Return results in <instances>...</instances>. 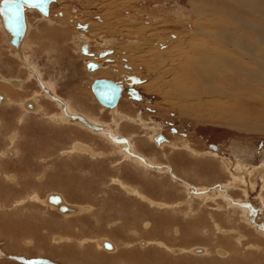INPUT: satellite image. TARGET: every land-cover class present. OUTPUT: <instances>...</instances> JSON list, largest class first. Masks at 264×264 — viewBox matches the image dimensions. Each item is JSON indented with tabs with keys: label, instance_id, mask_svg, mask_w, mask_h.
Wrapping results in <instances>:
<instances>
[{
	"label": "rangeland",
	"instance_id": "374dc122",
	"mask_svg": "<svg viewBox=\"0 0 264 264\" xmlns=\"http://www.w3.org/2000/svg\"><path fill=\"white\" fill-rule=\"evenodd\" d=\"M105 1L107 4L110 1L116 2L118 16H120L121 20H126L125 18L134 20L135 18L137 28L143 35V39H145L143 41V39L131 37L125 33L116 34L111 29H105L103 33L95 32L103 36L104 40L108 38L115 39L117 46L129 52L128 55H135L139 51L136 47L142 44V41L146 43L154 41V45L159 47L161 52L166 51L168 45L178 36H193L194 31L198 30L199 32L200 29V26L197 28L194 25L195 23H193V19L188 17L189 13H192L190 0H59L57 4L51 6L48 17L51 18L53 16L51 21H48V18L43 17L39 12L30 10L27 14L29 32L27 29L25 36L27 39L25 40L24 38L19 49H13L11 46L6 45V43V47H3L4 45L0 41V54L2 55L0 57V71H2L3 76L7 78H12L13 76L21 80L27 76L26 81H29L28 73H25L20 64L23 65V68H26L27 65L32 67L35 63H38L44 71H41V68L39 69L43 73H40L41 78L46 82L55 84L59 95L62 97L78 100V95L83 94L82 96H84L86 93L92 95V82H89V80L94 71H88L89 75L85 74L83 57L81 58L75 52V43L77 44L79 40L77 38L78 35H76L78 25H75V23L80 22V20L82 23L85 21L89 24L105 23L106 20L103 19L106 10ZM60 3L61 6L58 5ZM260 9L264 10V0L263 2L259 1V4L255 6V15H257ZM66 14L68 15L67 17L65 16ZM77 16H79V19H77ZM175 20L177 23L178 21H181V23H175V25ZM61 21H64L63 24H61ZM115 21L116 19H113L110 24H115L123 28V30L131 29L129 28L130 24H132L131 22L123 21V23H115ZM166 21L171 22L166 23ZM58 22H60L59 25H64V28L53 27L54 23ZM3 30L5 29L0 17V37L5 41ZM53 30L55 39L57 35L62 36L69 31V34H65L68 36L63 40L61 38L54 40V45H56L55 53H51L48 56L44 55L43 52L37 53L34 48H31L32 44L35 48L38 47L36 42L39 37L45 36L46 39H49ZM57 30L63 34L57 33ZM88 37L92 38L91 36ZM43 41L41 39L43 46L48 48L52 46L50 43ZM63 41H67L69 45L66 46L67 43L65 45ZM134 42L137 43L135 44ZM213 42L222 45L219 40ZM213 42H208V47H212ZM82 45L85 44H80V50ZM93 45L95 46L94 50L101 48L96 42ZM86 46L89 51L87 44ZM107 50L105 49L100 53ZM30 51H33V54ZM30 56L33 57L30 58ZM83 56L89 62L100 63L99 61H101L99 55L98 60L93 59L95 57L94 54L93 56L83 54ZM142 60L143 57L140 55L137 57L133 56L132 61L139 64L136 67L133 66L134 64L128 63L127 59H123L122 71L129 82L126 83L127 81L124 79L126 91L128 92L129 88L138 90L141 96L144 97V100L140 102H136L135 100V102L138 104L145 103V105L131 109L130 104L127 102L123 103V106L125 105L124 108L131 115L138 109H140V112L148 115L145 117V120L149 121V131L146 132L145 129L139 130L142 120L133 118V124L123 123L117 126L111 123L112 120L107 114L104 116L105 123L108 124L107 129L110 128L111 133L119 137L126 136L131 139L128 151L122 145H117L115 144L116 142L112 143L110 141L109 136L111 133H107V135L94 134L80 125H70L71 123H82L85 125L81 120L85 119L79 115H71L66 109H61L58 106L43 111L52 114L51 127L63 128L66 131H70V134L76 129H82L93 144L91 148L83 146L89 149V151L83 153V156H90L93 153L99 159L98 161L93 162L92 159H87L81 160L78 164H72L73 161H69L70 164H67L69 162H65V158H75L67 154H53L60 150H63L62 152L65 153L64 149L69 147L71 143L68 139L62 141L64 135L61 137L56 136L57 138L53 137L54 141L43 142L42 130L40 129L38 133L36 131V133L31 134L28 131V124L25 127L22 123H19V118L28 117L32 124L41 126V124H44L40 120L41 117L28 116V111L29 115H31V113L35 112L33 110L28 109L26 112L21 107V110L14 116L5 117V124L1 121L0 151L3 149L5 151H16L18 149L20 154L22 152L26 155L21 157V159L19 156L21 164L18 169H16L15 165H18L19 162L11 163L12 165L9 167L11 175L15 172L14 174L22 176L13 180L5 178V175L2 176V172H0V248H6V253L9 255H25L29 259L40 257L47 259L46 257H51L57 259L61 264H232L231 260L239 259L244 254L245 260H240L241 263L245 264L249 260L248 264L251 263V260H255L254 262L257 263L259 260L257 264H264V250L261 249L256 252V245L254 247L252 244L253 241L257 240L264 243V238L258 235L260 234L259 232H264V221L259 223L260 219L257 216H255L254 221H250L247 218V211L244 206L243 211H241V209H238V205L234 204V206H230L226 200V197H230L240 202L258 203L260 199L264 202V134L245 132L226 126H217L210 123L208 119L205 120V117L204 121L197 119L203 116L205 107L199 106V108L183 111L177 101L179 94L176 96L173 92L172 96H169L168 94L149 91L145 87V84L154 75V69L150 70L147 63L142 62ZM105 65H114V62L108 59ZM245 68H251V65L246 63ZM26 70L28 71V69ZM131 71L132 75H129ZM174 71L178 72L179 69ZM213 71L215 72V70ZM183 73L189 75L185 72ZM215 74L216 78H218L217 75L224 78L225 83L221 82L224 84H221L224 87L226 85L228 88L238 89L236 85L238 81L233 80L232 76L227 72L220 70L216 71ZM94 77L95 80H100L99 76L96 75ZM129 78L134 79L130 80ZM172 79L175 80L174 86L176 87L178 83L177 78L171 77L169 81ZM204 79L211 81L208 72ZM252 81H256V83L249 82L247 84H251L250 87L260 89L259 81ZM36 82V78L31 79L30 87L25 95H20L16 98L22 105L25 102H29L32 98L39 101L38 92L34 93L39 88ZM187 83L189 84L188 80ZM187 83L183 81V87L188 88L189 85ZM174 86L170 85L167 91L170 89L174 90ZM202 86L207 85L205 83ZM6 87L5 85H0V88L4 90ZM11 87L19 89L21 85L15 84V86L11 85ZM201 91L198 94H201ZM253 91H242L245 96L236 94L235 98L237 102H245L248 103L247 106H252V103L258 101L257 98H261V95H258L257 98L255 96L259 94L256 93V91L258 92L257 89H253ZM127 92L125 94L129 97L130 95H127ZM205 94L203 93L198 97L193 96V98H201ZM21 96L27 98L23 100L24 97L22 98ZM132 99L131 97L130 100L134 101ZM91 101L94 102V100ZM88 104L90 105V103ZM100 106L101 108H105L102 105ZM256 107H258V104H256ZM81 108L92 112L84 107ZM63 110L64 114L62 115ZM33 116H39V113H34ZM115 121L116 118L114 119ZM44 125L48 129V126ZM85 126L88 127L87 125ZM95 127L96 129L88 128L93 131H105L103 127ZM155 129L160 130L161 135L163 133L166 134L167 138L170 139L169 144L160 146L162 142L157 143V136L154 135ZM175 130H178L185 137L179 133L174 135ZM33 137L35 139H32ZM82 138L84 139V136ZM112 139L116 140L115 138ZM208 145L209 147L218 146L220 154H211V152H215L210 151ZM117 146L122 147V153L124 154V158H127V161L122 159ZM42 148H44L47 154H53V157L40 155L44 153L42 152ZM176 149H187L188 151ZM80 150L83 151L82 145H76L74 152L78 153ZM110 151L113 153L108 154ZM31 152H33V155H29ZM137 152L144 153L150 157L154 161L151 163L172 165L175 175L181 180L175 183L167 174L158 175L156 169L151 167L148 168L150 170H145L148 174L144 172L143 174L145 175H143L141 172H138V167L133 168L131 166L134 156L139 155ZM253 156L255 157L253 158ZM26 158L27 160H25ZM101 158H106V160H101ZM232 158H235L236 162H233ZM44 160H47L48 164ZM50 160H53L54 164ZM106 161H111V164L115 163L116 165H113L114 167L110 166ZM6 162L7 159L0 157V171H4L3 168L5 169V167L3 166ZM246 162L250 166L255 165L254 168L256 171H259L254 172L252 168L247 170L249 172L247 175L239 174L240 172H245L243 164ZM24 163L30 164V166L27 165L28 170L22 167ZM93 164L96 165L94 167L90 166ZM47 165L53 166L46 171L45 167ZM120 168H124L122 174L117 173L116 169ZM23 169L25 171H22ZM117 175H122L123 178L121 177L120 179ZM40 177L42 181L39 180ZM173 178L176 177L174 176ZM122 179H125L127 183H124ZM168 179L173 183H170ZM244 179L247 181L252 180L250 181V185L253 189L242 188ZM182 180L187 181L189 189L185 185L186 183H181ZM221 183H223V186L220 190L214 189V192L202 196V199L189 197L193 195L192 192L197 193V191H193L190 184L193 186H203L202 188H204ZM67 185L70 186L69 189H65ZM125 187H130L137 194H128L125 191ZM64 190H70L68 193L71 195L68 198L73 202L66 205L77 208V213L63 214L47 205L46 200L50 195H60L56 191L64 192ZM32 191H39L42 199L31 197ZM227 191L229 194L226 193ZM250 205L252 204L249 203L246 206L250 207ZM5 213H9V217L14 220H35L32 223L34 226L30 230L33 233L36 229V233H33L35 235H30L29 231H21L18 233V236L7 237L5 235L6 232L2 231ZM261 213H264V209ZM208 223L209 225H206ZM227 232L230 233L227 234ZM240 234L247 237V239L242 238ZM249 237L252 240H248ZM32 240H36L33 246L35 248L31 249L32 252L24 250L28 248H25L26 245L31 246ZM141 240L145 242V245L140 247ZM104 241L116 243L119 246L114 258L106 256L109 253L103 249ZM146 241L149 242V245L146 244ZM159 242H163L167 246L165 248L158 246ZM231 244H234L241 253L230 251ZM193 246H201L209 248L211 252L214 251L205 256L209 257V259H205L201 255L193 254L191 252L192 248L187 250V248ZM167 247L187 248L181 254L179 252L177 253L179 255H176ZM217 250L225 253L223 255L215 254L214 252H217ZM229 251L230 253L228 254ZM231 254L233 255L230 256ZM0 264L22 263L10 259L7 261L5 257L0 260Z\"/></svg>",
	"mask_w": 264,
	"mask_h": 264
},
{
	"label": "bare ground",
	"instance_id": "6f19581e",
	"mask_svg": "<svg viewBox=\"0 0 264 264\" xmlns=\"http://www.w3.org/2000/svg\"><path fill=\"white\" fill-rule=\"evenodd\" d=\"M58 1L59 0H54L51 2L50 6H49V14L48 15H43L42 13H40L39 11H37L36 9H33V8L25 9V19H26L25 35L17 47H14L11 44V42H10L11 35L6 30V28L4 26L3 18L0 15L4 29L6 30V31L3 30L5 41H3L2 37H0L1 43L3 45L5 43H6V45H8V42H9V45L13 49H19L21 43L23 42V40L26 36L27 29L29 32V24L27 22V20H28L27 14L30 12V10L37 11L43 17L48 18L50 15L51 6L53 4H57ZM70 1H73V0H70ZM259 1L263 2V0H190L192 13L191 14L189 13L188 17L193 19V21H194L193 23H195L194 25H196L197 28L200 26L199 32H198V30H195L193 33V36H189V37H184L182 35L178 36L176 39H174L173 42H171L168 45V48L166 49V51H163V52L160 51L159 47H156V45H154L155 44L154 41L152 43L150 41H149V43L143 42V41H145V39H143V35L140 33L139 29L137 28L135 18H134V20H131V18H129V19L125 18L126 20H121L120 16H118L119 14L117 11L116 2L110 1L107 4V2L105 1L106 2V4H105L106 10H105V14H104L105 17L103 18L104 20H106L105 23H103V24H101V23L100 24L90 23L89 24V23H86L85 21H83V23H82L81 20H80L81 24H79L80 22L75 23V25H78L76 35H78L77 38L79 39L77 41V44L75 43V52H77L81 58L83 57L82 60H83V64H84V67L86 70V74L89 75L88 71H94V72H92V75H91L90 80H89V82L90 81L92 82L91 85L95 81L94 76H96V75L99 76L100 80L105 79V80H109V81H113V82H119L122 80L121 84H122L123 88L125 89V91L123 92L122 97H121L118 105L114 108H109V109H105L107 107L101 108V106H100L101 104L98 102V100L96 99L94 94L91 95V94L86 93V95H84V96H82L83 94L79 95L77 102L82 107L92 111V112H89V111H86L85 109H83L79 106L73 107L69 101H66L63 97L59 96L50 87H47L48 93H45L44 91L38 92V96H40L39 100L41 102V105L38 104V102L34 98L31 99L33 101L30 100L29 102H27V103L25 102L22 105V103L19 102L18 100H16V98L19 97L20 95H25V93L27 92V90L30 87V84H28V82H27V83H25V84H27L26 86H24L18 90H14V88H12L10 86H7L4 92L0 89V127H1V121L3 122V124H5V117L14 116L19 110H21V107H22V108H24V111H26V112L28 111V109L35 111V112L31 113V115H29V111H28V116L41 117V119H40L41 122L46 124L48 126V129L45 127L44 124H41V126H38V125L35 126V124H32V122L28 119V117H25V118L21 117L22 119L19 118V123H22V125H24L25 127L28 124V131L31 134L36 133V131L38 133L39 129L42 130L41 134L43 135V139H42L43 142L54 141L53 137H56V136L61 137L63 135L64 136L70 135V131H66L63 128L51 127L50 123L52 122L51 121L52 114H48L47 112H43V111H46L47 109H49L51 107H57L58 106L61 109H66L67 112L71 115H73V114L79 115L80 117H83L86 121H88L89 123H91L95 126L103 127L105 129L104 132H99V131L91 130V129H93L91 127H90L91 129H89L88 128L89 126L87 125L88 127H86L85 126L86 124L84 122L83 123L85 125H83L82 123H76V124L67 123L70 125H80V126L84 127L85 129L92 131L94 134L107 135V133H111L110 128L107 129L108 124L105 123V118H104L105 114H107L109 116V118L112 120L111 123L113 125H117V126L122 125L123 123L133 124L134 123V121L132 120L133 118H136L138 120H142L139 130L145 129L146 132L149 131L148 130L149 121L145 120V117L148 115H145L144 112H140L139 111L140 109L135 110L134 114L131 115V114H129V112H124V110H126V109L124 108L125 105L123 106V103L125 104L127 102L130 104L131 109H135L136 107L138 108L139 106L145 105V103H143V104L136 103L137 100H140L142 98V96H140L141 93L138 90L132 89L137 93V96H138V98L133 97L134 101L129 100V99H131V98H129L130 96H132L131 94H129L130 95L129 97L126 96L125 93L127 91H126V88L124 86L125 85L124 79L127 81L126 83H129V82H128V78L126 76H124L125 74L122 71V68H123V66H122L123 61L122 60L123 59H127L128 63L134 64L133 66H136L139 64H137L136 62H133L132 58H133V56L137 57L138 55H140L143 57V60L145 59L144 61L142 60V62L147 63L150 70L154 69V75L145 84V87L147 89H149V91L159 93V94L160 93L168 94L169 96H172L173 92L176 94V96L179 94L177 96V101L179 102L178 104L183 111H187L189 109H194V108H199V106L205 107L204 108L205 113L203 114V116L198 117L197 119L204 121V117H205V120L208 119L210 123L215 124L217 126H226L228 128H232V129L234 128V129L245 131V132H254V133H263L264 134V108H262L264 106V10L260 9L258 11L257 15H255V13H254L255 6H257L259 4ZM0 5H1V0H0ZM58 5L61 6V3ZM114 8H116V9H114ZM156 15H158V14H156ZM65 16L67 17L68 15L66 14ZM52 17L48 18L47 20L51 21ZM77 17H75V18L79 19V16H77ZM113 19H116L115 23H117V22L123 23V21L131 22L132 24H130L131 26L129 27L131 29L130 30H125V29L123 30V28L116 26L115 24L111 25L110 22ZM63 22L64 21H61V24H63ZM167 22H171V21H166V23ZM59 23L60 22H58L56 24L54 23V26L51 23V25L53 27H56V28H64V25H59ZM139 23H141V22H139ZM175 23L180 24L181 21H178V23H177V21L175 20L174 24ZM67 27L70 28L69 25H67ZM126 28H127V26H126ZM105 29H111L112 32H116V34L125 33V34L130 35L131 37L134 36V37H137L141 40L143 39V41L141 42L142 44H139L136 47L139 49V51L136 52L135 55H132V54L128 55L129 52H127L126 50H122L117 46L115 39L108 38V39L104 40V37L100 36V34H97V33H103V31H105ZM79 30H81V31H79ZM95 32H97V33H95ZM57 33L63 34L59 30H57ZM65 34H69V31L66 32ZM64 35H62V36L57 35V38L63 37V39H64L65 37L68 36V35L67 36L66 35L64 36ZM8 36H9V39H8ZM27 36H28V34H27ZM88 36H91L92 38H89ZM54 37L55 36H54V30H53L51 32V40H54ZM26 39H27V37L25 38V40ZM175 40H177V41H175ZM216 40H219V42H221L222 45L217 44L216 42H213ZM94 42H96L100 45L101 48L99 50H94L95 49V46L93 45ZM208 42H213L212 47H208V45H207ZM81 43L87 44L89 47V51L86 47H84V49L82 51L84 55L93 56V54H94L95 57L93 59H96V60H98V55H99V58L101 59V61H99L100 63L94 62V64L97 65V68L95 70L94 69L93 70L88 69V67H86V65L89 63V60L85 56H83L81 53V50H80V44ZM134 43L136 44L137 42H134ZM132 47H134V46H132ZM114 48H115V50H114ZM105 49H108V50L100 53L101 51H103ZM133 49H135V48H133ZM21 51H22V47H21ZM85 51L87 53H84ZM18 52H20V51H18ZM104 53H105V56H102V54H104ZM108 59L113 61L114 65H105V62ZM176 62H178L179 64ZM246 63L251 65V68H245ZM20 66L22 67V69L25 71L26 74L28 73V71H30V73H28V77L30 79L35 78L37 76L38 68L35 65H34L35 68H34V66L30 67L28 65L26 68L25 67L23 68L22 64H20ZM26 69H28V71ZM177 69H179V71L175 72L174 70H177ZM213 70H215V72ZM220 70L227 72L228 74H230V76H232L233 80L238 81L236 83V85L238 86V89H232L231 87L228 88L226 85H225V87L223 86L224 84L221 82H224V78H222L219 75H217L218 78H216V74H215L216 71H220ZM183 72H185L189 75H185ZM207 72H208V75H209L211 81L204 79L205 75L207 76ZM131 73H132V71L129 73V75H132ZM171 77L177 78L178 83H177L176 87L174 86V84H175L174 79L169 81ZM187 80H188L189 84L187 83ZM252 80H258L259 81L260 89L255 88V87H250L251 84H247L249 82H255L256 83V81H252ZM183 81L189 85L188 88L183 87ZM18 83L19 82L15 83V84H18ZM205 83L207 86H202L203 84L205 85ZM221 84H223V85H221ZM170 85H173L175 89L174 90L170 89L167 91V89ZM201 89H202V91H201ZM253 89L258 90V92L256 91V93H259V94L255 95L256 98L258 97V95H261V98H257L258 101L256 103H252L253 104L252 106H247L248 103H245V102L239 103V101L237 102V100L235 98L236 94L240 95V96H245V94L242 91L247 90V91L254 92ZM91 90H92V88H91ZM84 91H87V90H84ZM200 91H201V94H203V93H206V94L201 98H193V96L198 97L199 95H201V94H198ZM21 97H24V96H21ZM25 98H27V97H25ZM135 99H137L136 102H135ZM91 100H94L95 103ZM89 101H91V102H89ZM88 103H90L91 106ZM256 104H258V107H256ZM14 105H16V106H14ZM95 110H97V111H95ZM120 110H122V111H120ZM34 113H39V116H33ZM63 114H64V110L62 111V115ZM115 118H116V121L114 122ZM17 126L19 127L18 123H17ZM80 133H82L83 135H86L82 129H76L71 134H76V135L82 137L80 135ZM111 135L114 136L115 134L111 133ZM154 135H156L157 137L160 136L161 131L155 129ZM10 138H12V137H10ZM32 139H35V138L33 137ZM18 140H19V138H18ZM169 140L170 139L166 137V141L164 140V142H162L160 144V146H162L163 144L164 145L169 144V142H170ZM18 144H17V146H18ZM32 144H33V142H32ZM117 147H118V150H119V153H120L122 159H125L124 154L122 153V147H120V146H117ZM42 149H43L42 152H44V153H41L40 155L46 154L43 156H48V157L53 155V154H51V155L47 154L46 151L44 150V148H42ZM7 151L8 150L5 151L4 149L2 151H0V157L7 159V162L4 163V166H3V167H5V169L3 167H1V168H3L4 171H0V172H2V174H1L2 176L5 175L4 176L5 178H11V179L15 180L16 178H18L19 176H22V175L18 176L16 174H14L15 172L13 173L14 175L13 174L11 175L10 174L11 172L9 171V167H11V165H12L11 163H16V162L18 163L19 162L18 165H15L16 169H18L20 164H21L20 163L21 157H23L26 154L22 153V152L20 154L19 150L16 149V151L14 150L13 153L10 152V155H12V156H9V155H7ZM86 151H89V149H87L85 147L83 148V151L81 150V152H84V153ZM48 152H50V151H48ZM219 152H220V149L218 150V152L217 151H215V153L211 152V154L218 155ZM137 153L139 155L134 156V160H133L131 166L133 168L138 167L139 168L138 172H141L142 174L144 172L147 173L145 170L146 169L150 170V169H148L150 167L156 169L157 172L160 173L161 175L166 174L168 172L167 171L168 164H166L167 165L166 168L164 167V168L160 169L159 167H161L162 164L151 163L154 161L152 159H150V157H148L144 153H140V152H137ZM30 154L33 155V152L29 153V155ZM19 156H20V159H19ZM87 159L88 160L92 159L93 162L98 161L95 154L92 153V154H90V156H84V158H82L80 160L73 159L72 164H78L81 160H87ZM25 160H27V158ZM128 160H130V159H128ZM44 161H46V163L48 164L47 160H44ZM51 162H53V160ZM25 164L26 163H24V165L22 167L24 169L26 168L28 170L27 165L30 166V164H28V163L26 165ZM53 164H54V162H53ZM67 164H70V162ZM94 165H96V164H93L90 166L94 167ZM51 166H53V165H47L45 168L49 169V168H51ZM170 167H172V165ZM24 169L22 171H25ZM244 174L247 175L248 173H244ZM143 175H145V174H143ZM177 178H179V177L177 176ZM40 179H41V177H40ZM171 180L175 183H178L179 180H181V179L179 178V180H177V181H175L173 179H171ZM244 180L245 181H243L242 188L248 189L246 186L250 182V180L249 181H247L246 179H244ZM20 183H22V182H20ZM66 187L67 188H65V189H69V185H67ZM125 191L128 194L129 193H134V194L136 193V191L132 190L130 187H125ZM68 192H70V190L69 191L64 190V192H62L63 195H60V196L59 195H50L46 201L47 205L55 208L56 210H58L59 212H61L63 214H75V213H77L78 212L77 208L70 207V206L66 205L69 203H73L68 198V196L71 195ZM145 193L147 194V192H145ZM56 196H58L61 201L59 203H52L50 201V198L56 197ZM226 200L228 201L230 206H234V204L238 205L239 206L238 209H241V211H243L242 209H243L244 202H242V205H239L238 203L240 201H233L230 197H226ZM249 203L252 204L251 206L253 207V209L258 208V210H260V211L263 210L262 209L263 205H259L257 202L256 203L255 202L254 203L249 202ZM61 207L66 208V210L65 211L61 210ZM7 208H9V207H7ZM246 211H248V210L246 209ZM255 211H257V210H255ZM259 219H260L259 223L264 221V220H261V218H259ZM34 222H35V220H33V219H17V220H14V219H11L9 217V213H5V219H4L2 231L6 232V234L5 233L4 234L7 237L18 236L19 235L18 233L21 231H29L30 235H35V234H33L36 231L35 227H34L35 230L33 229L34 230L33 233H32V231H30L32 229V227L34 226L32 224ZM36 225H39V224H36ZM259 233L260 234H258V233L257 234L260 235L262 238H264V234L261 232H259ZM240 236L245 239L244 235L240 234ZM54 239L58 240L57 238H54ZM226 240H229V239H226ZM219 242H220V239H219ZM107 243L108 242L106 241L105 244H107ZM108 244H110V243H108ZM112 244L115 247V249L113 251H111V249L113 248L111 244H110L111 248H108L105 245V248L110 250V251H107L109 254H107L106 256H111L112 258H114L115 254H117L119 246L116 243H112ZM146 244L149 245V242L146 241ZM252 244L257 246V247L254 246L256 248V250H261V249L264 250V246H262L261 244H255V243H252ZM139 246L141 247V245H139ZM158 246H163L165 248L167 245L163 244V242H161V243L159 242ZM218 246H217V248L220 247V246L219 247ZM230 246H231L230 251H232L234 253H241V251H239L234 244H231ZM167 248H169L171 250V252L174 249L173 247H167ZM185 248H187V247H185ZM191 248L192 247L187 248V250H190ZM195 248H197V247H195ZM195 248L191 249L192 250L191 252L193 254H195L193 252V249H195ZM199 248H202L204 250V252H203V254H196V255H201V257H204L205 259L206 258L209 259V257H205V256L214 251L213 250L211 252L209 250V248H205V247H201V246H199ZM143 249H145V248H143ZM178 249L180 252L179 254H181L184 250V249H182V247L177 248V250ZM198 250H200V249H198ZM6 251H7L6 248H0V260L2 258H5V257L8 258L9 254L6 253ZM230 251L228 252V254L230 253ZM214 253L215 254L218 253V254L223 255L225 252H222L221 250H219V251L217 250V252H214ZM179 254H176V255H179ZM263 254H264V252H263ZM232 255L233 254H231L230 256H232ZM244 256H245V254H244ZM244 256L242 255V257H240L239 259H236L233 261L231 260L232 264H243L240 262V260L241 261L245 260ZM13 257H15V256H12L11 258L13 259ZM125 258H127V257L125 256ZM256 259H259V258H256ZM129 260H130V258H129ZM254 261L251 260V263L257 264L259 260L257 261V263ZM17 262L22 263L20 261H17ZM107 262H109V260H107ZM248 262L245 264H248ZM22 264H24V263H22Z\"/></svg>",
	"mask_w": 264,
	"mask_h": 264
},
{
	"label": "crops",
	"instance_id": "0c3cea01",
	"mask_svg": "<svg viewBox=\"0 0 264 264\" xmlns=\"http://www.w3.org/2000/svg\"><path fill=\"white\" fill-rule=\"evenodd\" d=\"M29 23V22H28ZM62 40H63V37H60ZM60 38H56V39H60ZM8 39H9V36H8ZM41 39H43L44 41L43 42H47V43H50L52 46L51 47H46V46H43L41 43ZM55 38H54V40H56ZM38 41L36 42L37 44H38V47H36L35 48V46H33V44L31 45V48H34L35 50H36V52L38 53V52H43V54L44 55H48V56H50L51 55V53H55L56 52V48H55V46L56 45H54L55 44V41L54 40H51V37H49V39H46V37L45 36H42V37H39L38 39H37ZM35 43V44H36ZM66 43H67V45H66ZM63 44H65L66 46H68L69 44H68V42L66 41V42H64L63 41ZM8 45H9V42H8ZM58 45V44H57ZM10 46V45H9ZM3 47H6V45L4 44V46ZM84 47H86L87 48V46H86V44L85 45H82V47H81V53H82V55H83V49H84ZM88 49V48H87ZM6 50V49H5ZM32 54H33V51H30ZM0 57H2V55L0 54ZM31 57H33V56H30V58ZM6 65V64H5ZM37 68H38V71H37V76L35 77L36 78V80H37V82H36V85H37V83H38V90L37 91H35L34 93H36V92H41V91H44L45 93H48V91H47V87H50L55 93H57L58 95H59V93H58V91H57V89H56V85L55 84H53V83H51V82H46L45 80H43L42 78H41V74L40 73H42L41 71H43L42 70V68L39 66V64L38 63H35L34 64ZM33 65V66H34ZM32 66V67H33ZM41 68V71L39 70ZM84 69V72H85V74H86V70H85V67L83 68ZM87 69V68H86ZM10 71H11V69H10ZM40 71V72H39ZM44 72V71H43ZM28 73H30V71L28 72ZM43 74V73H42ZM12 75V74H11ZM26 77L27 76H25V79H23V80H21V79H19V78H14L13 76H12V78H7V77H5V76H3V73H2V71H0V81H1V83H0V85H5V86H10L11 87V85H13V86H15V83H17V82H19L18 84L19 85H21V87L20 88H22V87H24V86H26L27 84H25V83H27L28 82V84H30L31 83V79L29 80V81H26ZM35 78H32V79H35ZM120 83H121V81H119ZM19 88V89H20ZM3 92L5 91L4 89H2V88H0ZM14 90H18L17 88H15ZM91 93H92V91H91ZM93 95V94H92ZM127 95H129V94H127ZM59 96H61V95H59ZM140 96H141V94H140ZM40 97V96H39ZM62 97V96H61ZM78 97H79V95H78ZM77 97V98H78ZM94 97V96H93ZM132 97V96H131ZM130 97V98H131ZM23 98V97H22ZM66 101H69L71 104H72V106L73 107H77V106H79V107H82L77 101V99H73V98H68V97H63ZM95 98V97H94ZM133 98V97H132ZM141 98V97H140ZM25 99V97L23 98V100ZM40 99V98H39ZM61 100V99H60ZM96 100V99H95ZM130 100V99H129ZM133 100V99H132ZM135 100H137V99H135ZM144 100V98H143V96H142V98L140 99V100H137V101H143ZM38 102V104H40L41 105V102H40V100L39 101H37ZM14 104V103H13ZM64 106V105H63ZM65 107V106H64ZM95 111H97V110H95ZM120 111H122V110H120ZM124 112H127L126 110H124ZM120 130H121V128H120ZM126 130V129H125ZM116 132H118V131H116ZM121 133H122V130H121ZM80 135L83 137L84 136V139L82 138V137H80V136H78V135H75V134H73V135H67V136H64L63 138H62V141L64 140V139H68L69 140V142L71 143V145L69 146V147H67V148H65L64 149V151H65V153H63L62 151L63 150H60V151H58V152H54L53 154H67V155H71L73 158H75V159H78V160H80V159H82V158H84V156H83V153L84 152H81V150L80 151H78V153H76V152H74V149H75V146L76 145H82V149L84 148L83 146H85V147H89V148H91V146H93V144L90 142L91 141V139H89V138H87V136L86 135H83L82 133H80ZM109 138L111 139L110 141H112V143H115V144H117V145H122L124 148H126V150L128 151L129 150V148L128 147H130V141H131V139L129 138V137H126V136H121V137H119V136H112L111 137V135L109 136ZM112 138H115L116 140H113ZM81 139H83V140H81ZM119 140V141H118ZM63 146V145H62ZM131 149V148H130ZM176 150H179V151H181V150H183V151H185V150H187V149H176ZM100 151H101V148H100ZM188 151V150H187ZM98 152V151H97ZM111 153H113L112 151H110V152H108V154H111ZM100 154V153H99ZM43 156V155H42ZM48 157V156H47ZM52 157H53V155H52ZM255 156H253V158H254ZM252 158V157H251ZM106 160V158H101V160ZM233 159V162H236V159L235 158H232ZM71 160V162L73 161V159H71L70 157H67V159L65 158V162L66 161H70ZM99 160V159H98ZM240 160V159H239ZM106 163H108L110 166L112 165H116L115 163L114 164H111V161H106ZM212 166V165H211ZM263 166H264V164H263ZM114 167V166H113ZM166 168L167 167V165H165V164H163V165H161V167H160V169H162V168ZM207 167V166H206ZM208 167H210V166H208ZM243 167H245V172H240L239 174H244V173H246V172H248L247 170H249V169H252L253 168V171L254 172H258L259 170H257L256 171V169L254 168L255 167V165L253 166V165H249L247 162L245 163V164H243ZM168 168H170V165H168ZM167 168V169H168ZM172 168V167H171ZM50 169V168H49ZM49 169H46L45 168V170H49ZM116 170H118L117 172L118 173H120V174H122V171H123V169H116ZM120 170V171H119ZM127 170V169H126ZM125 170V171H126ZM154 171V170H153ZM261 171H262V169H261ZM156 172H157V170H156ZM253 172V173H254ZM158 173V172H157ZM253 173H251L252 175H253ZM166 174H168V173H166ZM248 174H249V172H248ZM258 174V173H257ZM158 175H161L160 173H158ZM117 176H119L120 177V179H121V177H122V175L120 176V175H117ZM123 178V177H122ZM250 178H252V176L250 177ZM164 179V178H163ZM162 179V180H163ZM165 179H167L166 177H165ZM171 179V178H170ZM170 179H168V180H170ZM41 180V179H40ZM123 181H124V183H127L126 182V180L125 179H122ZM177 180H179V178H177V179H175V181H177ZM263 180H264V178H263ZM67 181V180H66ZM69 181V180H68ZM180 181V180H179ZM250 181H252L251 179H250ZM172 181L170 180V183H171ZM186 183L184 180H182L181 181V183ZM173 183V182H172ZM250 183L251 182H249L248 184H247V188H252L251 187V185H250ZM237 184H239V182H237ZM185 185H187V188L189 189V187H188V183H186ZM197 186H199V185H195V186H193L192 184H190V187L193 189V191H197V193H193L192 192V196H189L190 198L192 197V198H199V199H202V196H204V195H209V194H211L212 192H214V189H221L222 188V186H223V183H221V184H219V185H214V186H212V187H209V186H206V187H204V188H202L203 186H199L200 188H202V189H200L199 187H197ZM264 186V185H263ZM70 187V186H69ZM253 189V188H252ZM202 190V191H201ZM50 192H52V191H50ZM49 192V193H50ZM28 193V192H27ZM30 193V192H29ZM48 193V194H49ZM56 193L57 194H60V195H63V193L62 192H59V191H56ZM203 193V194H202ZM206 193V194H205ZM226 193H228L229 194V192L227 191ZM47 194V195H48ZM31 197H35V198H41L42 199V197L39 195V191H32L31 192ZM46 195V196H47ZM261 197H262V195H261ZM45 199V198H44ZM43 199V200H44ZM232 199V198H231ZM259 199H260V197H259ZM233 201H236V200H234V199H232ZM248 203L249 202H244V204H243V206L248 210L247 211V218L250 220V221H254L255 220V216H257V217H259V218H261V220H263L264 219V213H261L262 211H260V210H258V208L257 209H253L252 210V206L250 205V207L249 206H246V205H248ZM262 203V204H261ZM263 203L264 202H262L261 201V199H260V201H258V204L259 205H263ZM239 205H242V202H239L238 203ZM262 209H264V205H263V208ZM191 210H193V209H191ZM255 210H257V211H255ZM212 219V218H211ZM206 225H209V223L208 224H206ZM260 228V227H259ZM261 229V228H260ZM207 233V232H206ZM209 233V232H208ZM230 232H227V234H229ZM261 233H263L264 234V232H261ZM210 234V233H209ZM208 234V235H209ZM245 239H247V237H245ZM248 240H252L250 237H249V239ZM36 240H32V244H31V246H28V245H26V247L25 248H27V249H24V250H27L28 252H32V250L31 249H34L35 247H33L34 245H35V242ZM253 243H255V244H261L262 246H264V243H263V241H260V240H257V241H253ZM253 246H255V245H253ZM195 247H199V246H193L192 248H195ZM257 247V246H256ZM256 252L257 251H259V250H255ZM184 252V251H183ZM19 256H23V257H25V258H29V257H27V256H25V255H19ZM41 258V257H40ZM46 258H48V257H46ZM51 258V257H50ZM53 259V258H52ZM259 262V261H258Z\"/></svg>",
	"mask_w": 264,
	"mask_h": 264
},
{
	"label": "water",
	"instance_id": "95a60500",
	"mask_svg": "<svg viewBox=\"0 0 264 264\" xmlns=\"http://www.w3.org/2000/svg\"><path fill=\"white\" fill-rule=\"evenodd\" d=\"M54 0H43V3L41 4H31V5H24L22 7H18L17 5L11 4V3H5V0L1 1L0 5V15L3 18L4 26L6 30L11 35V44L14 47H17L21 40L23 39L25 35L26 30V19H25V9L27 8H33L42 13L43 15L49 14V6L51 2ZM84 53H87L86 51ZM102 56H105V53L102 54ZM88 69H96L97 65L89 62L87 64ZM130 80H133V78H130ZM92 92L98 102L107 108H114L118 105L123 92L125 89L123 88L122 84L119 82H113L105 79L101 80H95L92 84ZM128 94H131L132 97L138 98L137 93L132 90V88L128 89ZM86 125L89 127L95 129L96 127L87 121L81 119ZM164 137L159 136L158 141H163ZM50 201L52 203H59L61 200L58 196L51 197ZM61 210L65 211L66 208L61 207ZM106 247L111 248L110 244H105ZM13 259L20 261L24 264H56L48 259H42V258H25V257H13Z\"/></svg>",
	"mask_w": 264,
	"mask_h": 264
},
{
	"label": "flooded vegetation",
	"instance_id": "af4514ba",
	"mask_svg": "<svg viewBox=\"0 0 264 264\" xmlns=\"http://www.w3.org/2000/svg\"><path fill=\"white\" fill-rule=\"evenodd\" d=\"M175 131H176V130H175ZM178 133L181 134V133L177 130V131L174 133V135H177ZM181 135L183 136V134H181ZM160 136H161V135H160ZM162 136L164 137V140L166 141V137H167L166 134L163 133ZM165 136H166V137H165ZM158 137H159V136H158ZM158 137H157V139H156L157 143L164 142V140L159 142V141H158ZM183 137H185V136H183ZM208 148H209L210 151H213V152H215V151L218 152V150H219V147H218V146H212V147H209V145H208ZM10 152L13 153V151L8 150V151H7V155L12 156V155H10ZM159 168H160V167H159ZM167 171H168V172H167V173H168L167 175H168L171 179H174V180L177 179V176L175 175V173L173 172V169H172L171 167L168 168ZM173 175H174L176 178H173V177H174ZM59 196H60V195H59ZM46 201H47V200H46ZM105 242H106V241L103 242V249H104L105 251H110L109 249H106V248H105V245H104ZM107 242L110 243V244L112 245L113 248L111 249V251H113V250L115 249L114 245H113L111 242H109V241H107ZM140 245H141V246L145 245V242H144V241H141V242H140ZM198 249H200V250H198ZM193 252H194L195 254H203L204 250H203L202 248L197 247V248L193 249ZM172 253H175V254L179 253V249L177 250V248H174V249L172 250ZM12 256H13V255H11V254L8 255V259L6 258V260H7V261H9V259H10V260H15V259H12V258H11ZM14 256L16 257L17 255H14ZM17 257H23V256H17ZM28 259H29V258H28ZM47 259L50 260V261H52V262H54V263L61 264L60 262L57 261V259H54V258H53V259H52V258H47ZM15 261H16V260H15Z\"/></svg>",
	"mask_w": 264,
	"mask_h": 264
},
{
	"label": "snow or ice",
	"instance_id": "6c2138e0",
	"mask_svg": "<svg viewBox=\"0 0 264 264\" xmlns=\"http://www.w3.org/2000/svg\"><path fill=\"white\" fill-rule=\"evenodd\" d=\"M5 3H11L17 5L18 7H22L24 5H31V4H41L43 0H5Z\"/></svg>",
	"mask_w": 264,
	"mask_h": 264
}]
</instances>
